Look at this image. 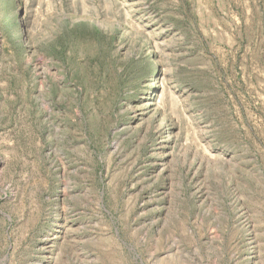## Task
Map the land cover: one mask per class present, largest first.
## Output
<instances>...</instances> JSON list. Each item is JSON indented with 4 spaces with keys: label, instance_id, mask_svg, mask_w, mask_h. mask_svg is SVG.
I'll use <instances>...</instances> for the list:
<instances>
[{
    "label": "rangeland",
    "instance_id": "374dc122",
    "mask_svg": "<svg viewBox=\"0 0 264 264\" xmlns=\"http://www.w3.org/2000/svg\"><path fill=\"white\" fill-rule=\"evenodd\" d=\"M0 264H264V0H0Z\"/></svg>",
    "mask_w": 264,
    "mask_h": 264
}]
</instances>
